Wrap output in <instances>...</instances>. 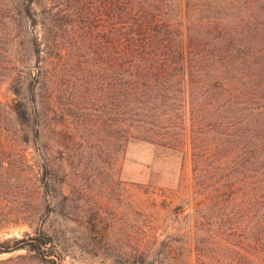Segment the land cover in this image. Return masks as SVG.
Listing matches in <instances>:
<instances>
[{
    "label": "rangeland",
    "instance_id": "rangeland-1",
    "mask_svg": "<svg viewBox=\"0 0 264 264\" xmlns=\"http://www.w3.org/2000/svg\"><path fill=\"white\" fill-rule=\"evenodd\" d=\"M21 1L0 0V243L45 234L53 255L0 264H241L227 223L216 250L187 119L175 146L125 141L111 70L84 41L82 0H34L35 25Z\"/></svg>",
    "mask_w": 264,
    "mask_h": 264
},
{
    "label": "trees",
    "instance_id": "trees-1",
    "mask_svg": "<svg viewBox=\"0 0 264 264\" xmlns=\"http://www.w3.org/2000/svg\"><path fill=\"white\" fill-rule=\"evenodd\" d=\"M33 5L22 0L18 15L35 25ZM82 34L111 70L124 140L175 146L187 119L216 250L227 223L241 264H264V0H82ZM9 108L28 122L24 104ZM50 250L45 234L0 243V255Z\"/></svg>",
    "mask_w": 264,
    "mask_h": 264
}]
</instances>
